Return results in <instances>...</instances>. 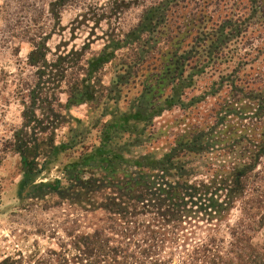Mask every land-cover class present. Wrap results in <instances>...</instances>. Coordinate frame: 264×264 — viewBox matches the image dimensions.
<instances>
[{"label": "rangeland", "instance_id": "1", "mask_svg": "<svg viewBox=\"0 0 264 264\" xmlns=\"http://www.w3.org/2000/svg\"><path fill=\"white\" fill-rule=\"evenodd\" d=\"M57 1L0 0V262L48 260L61 245L96 231L108 234L114 226L115 217L98 207L109 189L91 194L90 204L87 198L76 202L56 193L29 197L32 185L20 188L23 163L17 134L29 146L37 143L39 167L52 145L75 140L74 148L36 178V183L60 179L67 187L66 164L100 144L103 124L111 114L128 110L177 47L182 52L193 48L199 59L186 71L199 69L183 95L190 103L155 116L141 144L129 147L127 155L161 157L181 138L205 131L208 149L182 158L198 179H207L253 162L264 145V114L255 116L261 109L258 93L264 90V0H65L60 6ZM161 3L166 4L163 26L116 50L110 62L90 72L91 59L106 44L124 39L147 8ZM227 19L231 31L240 28L241 34L208 56ZM36 49L39 61L32 62ZM169 93L167 88L164 94ZM193 98L197 100L191 102ZM255 165L243 179L245 195L222 230L227 236V225H240L260 254L264 153ZM93 173L99 175L88 168L80 175Z\"/></svg>", "mask_w": 264, "mask_h": 264}, {"label": "trees", "instance_id": "2", "mask_svg": "<svg viewBox=\"0 0 264 264\" xmlns=\"http://www.w3.org/2000/svg\"><path fill=\"white\" fill-rule=\"evenodd\" d=\"M174 1L177 0H168ZM64 2L58 0L56 4L60 6ZM165 6L161 3L147 8L124 39L106 44L91 59L90 72L110 62L116 50L163 26ZM230 28L231 21L227 19L215 33L208 56L218 54L225 43L242 32L240 28L235 31ZM37 49L31 53L32 62L39 61ZM192 61H199L193 48L183 52L180 47L175 49L169 62L156 73L155 81L144 87L128 110L111 114L103 124L100 144L66 164L65 172L71 181L67 187L61 185L60 179L36 183V178L42 170L55 164L62 153L74 148L75 140L52 145L39 167V146L36 142L29 146L20 132L17 134L16 149L23 163L20 188L31 184L29 197L56 193L76 202L87 198L90 204L91 194L109 189L110 193L98 207L115 217L111 219L114 226L108 234L103 231L87 234L67 246L61 245L60 251L50 253L51 259H39L35 264H264V249L256 253L251 238H244L240 225H227V236L222 230L236 201L246 193L243 179L256 168L257 159L264 153L263 144L253 162L236 164L232 170L207 179H198L194 169H189L182 158L208 149L210 141L205 138L208 134L205 131L189 139L181 138L161 157L127 155L129 147L141 144V135L155 116L176 105L183 107L190 103L183 95L199 72L196 67L186 74ZM167 88L170 93L165 95ZM263 91L258 93L261 109L255 113L256 117L264 114ZM79 100L84 99L70 102ZM125 136L129 139L124 140ZM261 142L264 143V138ZM85 168L99 175L93 173L82 178L80 174ZM0 264H23V260L7 258Z\"/></svg>", "mask_w": 264, "mask_h": 264}]
</instances>
